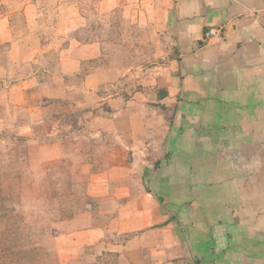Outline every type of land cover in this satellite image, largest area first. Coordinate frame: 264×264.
Segmentation results:
<instances>
[{
  "label": "crops",
  "instance_id": "0c3cea01",
  "mask_svg": "<svg viewBox=\"0 0 264 264\" xmlns=\"http://www.w3.org/2000/svg\"><path fill=\"white\" fill-rule=\"evenodd\" d=\"M113 14L153 47L125 96H104L99 68H83L103 51L92 19ZM211 27L220 34L204 38ZM0 44V124L30 138L45 101L75 95L91 110L73 138L91 149L66 154L81 160L87 201L50 224L59 264L103 253L115 264H264V0H0ZM51 47L58 72L40 77ZM79 74V85L65 79ZM39 145L43 163L64 160L52 139Z\"/></svg>",
  "mask_w": 264,
  "mask_h": 264
},
{
  "label": "rangeland",
  "instance_id": "374dc122",
  "mask_svg": "<svg viewBox=\"0 0 264 264\" xmlns=\"http://www.w3.org/2000/svg\"><path fill=\"white\" fill-rule=\"evenodd\" d=\"M91 26L87 35L100 40L103 51L98 59L84 62V71L99 68L101 82L107 88L100 90L104 96L117 92L123 96L132 93L140 80L138 76L131 77L132 72L141 75L150 63L148 57L153 47L148 41V30L133 28L122 19L117 20L115 14L94 18ZM50 34L48 30L46 37L49 39ZM81 36L84 37V33ZM58 56L57 50L49 48L39 60L41 70L46 71L39 72L38 76L56 74ZM6 58L7 45L0 44V67L5 65ZM83 76L79 74L65 79L70 85H79ZM34 95L35 92L29 94L32 102L36 99ZM76 100L74 95L65 100L45 101L48 108L46 120L33 127V137L30 138L17 133L15 124H0L5 126L0 129V194L9 199L7 209L13 208L11 213L18 216L17 231L1 237L6 240V249L0 247V264H59L50 224L74 217L87 201L83 192L85 180L76 175L81 160L66 155L70 151L77 154L91 149L90 145L82 143L81 137L73 139L82 134L84 116L91 111L72 105ZM7 111L0 108L2 120ZM19 114V111L13 114L18 121ZM48 139L56 142V151L64 153L62 162L49 160L43 163L42 158L45 160L46 157L37 156L40 141ZM89 251L84 250L83 254ZM115 263L116 254L103 253L93 257L90 263L80 258L70 264Z\"/></svg>",
  "mask_w": 264,
  "mask_h": 264
},
{
  "label": "trees",
  "instance_id": "16d2710c",
  "mask_svg": "<svg viewBox=\"0 0 264 264\" xmlns=\"http://www.w3.org/2000/svg\"><path fill=\"white\" fill-rule=\"evenodd\" d=\"M8 198L0 194V247H3L5 250L6 240L1 238L3 234L9 235L11 232H16L18 224V216L12 214L13 208H10V211L7 209Z\"/></svg>",
  "mask_w": 264,
  "mask_h": 264
},
{
  "label": "built area",
  "instance_id": "2783aa9c",
  "mask_svg": "<svg viewBox=\"0 0 264 264\" xmlns=\"http://www.w3.org/2000/svg\"><path fill=\"white\" fill-rule=\"evenodd\" d=\"M220 34V30L218 28H208L205 32H204V38H211L212 36H216Z\"/></svg>",
  "mask_w": 264,
  "mask_h": 264
}]
</instances>
